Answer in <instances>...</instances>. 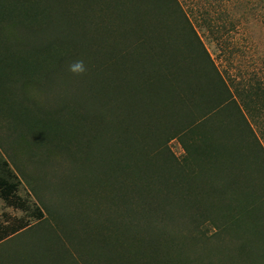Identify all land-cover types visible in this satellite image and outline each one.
Segmentation results:
<instances>
[{
    "label": "trees",
    "instance_id": "16d2710c",
    "mask_svg": "<svg viewBox=\"0 0 264 264\" xmlns=\"http://www.w3.org/2000/svg\"><path fill=\"white\" fill-rule=\"evenodd\" d=\"M70 39L82 54L59 53ZM53 55L85 73L75 96L42 109L24 86L41 82ZM0 92L5 121L41 132L77 162L82 195L76 228L37 194L62 236L54 228L56 240L11 264H179L198 241L184 233L207 223L217 233L253 225L227 258L264 264V83L233 90L180 0H0ZM8 169L0 197L26 207ZM28 226L0 223V248Z\"/></svg>",
    "mask_w": 264,
    "mask_h": 264
},
{
    "label": "rangeland",
    "instance_id": "374dc122",
    "mask_svg": "<svg viewBox=\"0 0 264 264\" xmlns=\"http://www.w3.org/2000/svg\"><path fill=\"white\" fill-rule=\"evenodd\" d=\"M180 1L233 90L247 82L260 80L264 83V0ZM209 22L220 31L213 34L208 27ZM67 41L69 45H64L65 50L61 49L59 52L61 55L63 51L76 56L83 53L79 41L70 39L65 40V43ZM5 43L14 46L15 42L5 39ZM51 50L55 52L54 48ZM48 59L50 62L41 68V82L37 85L27 82L24 86L28 98L38 102L37 105L42 109L75 96L80 91V77L85 73L79 62L71 63L65 69L63 64L54 59V55ZM4 103L5 98L0 92V107H7ZM6 113L3 111L7 118ZM3 117L0 115V176L7 177L8 168L12 169L17 175L13 180H20L18 194L27 206H10L0 197V223H16L21 220L29 224L0 248V258L11 264L13 259L17 260V256L29 253L31 247L39 244L44 248L56 240L52 235L59 227L37 194L52 209H60L68 222L78 221L76 212L80 209L82 195L78 192L79 172L74 159L62 148L55 146L54 142L47 141L41 132H32L25 125L15 126ZM33 125L44 127L42 123ZM61 128L62 123L54 128L58 131L53 134L55 138L63 137ZM257 132L264 143V131ZM169 145L176 156L183 154L184 149L177 139L170 140ZM4 161L9 163L8 167L4 165ZM36 207L43 212L46 222H39L40 216ZM77 224L76 228L79 226L78 222ZM244 224L241 228H229L218 233L208 223L199 232L186 231L184 235L194 234L198 241L182 252L186 258L179 264H234V260L227 256L239 248L248 234L256 233L253 225ZM156 231L152 232L155 234ZM60 232L58 234L62 236ZM191 243L193 244H189ZM70 249L75 253L74 249ZM95 253H99V249H95ZM106 263L127 264V258L122 257Z\"/></svg>",
    "mask_w": 264,
    "mask_h": 264
}]
</instances>
